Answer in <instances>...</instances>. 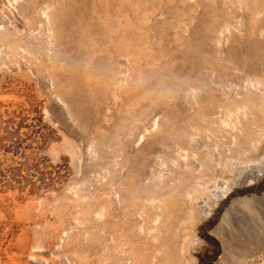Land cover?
Listing matches in <instances>:
<instances>
[{"label":"rangeland","instance_id":"374dc122","mask_svg":"<svg viewBox=\"0 0 264 264\" xmlns=\"http://www.w3.org/2000/svg\"><path fill=\"white\" fill-rule=\"evenodd\" d=\"M0 264H264V0H0Z\"/></svg>","mask_w":264,"mask_h":264}]
</instances>
